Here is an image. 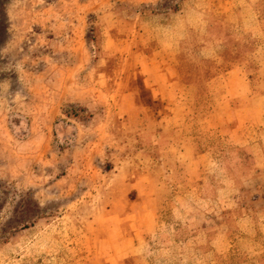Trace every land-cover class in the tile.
I'll use <instances>...</instances> for the list:
<instances>
[{"label":"rangeland","instance_id":"1","mask_svg":"<svg viewBox=\"0 0 264 264\" xmlns=\"http://www.w3.org/2000/svg\"><path fill=\"white\" fill-rule=\"evenodd\" d=\"M234 66L264 87V0H0V264H264Z\"/></svg>","mask_w":264,"mask_h":264},{"label":"crops","instance_id":"2","mask_svg":"<svg viewBox=\"0 0 264 264\" xmlns=\"http://www.w3.org/2000/svg\"><path fill=\"white\" fill-rule=\"evenodd\" d=\"M154 68V67H151ZM151 78L157 77V72H152L150 74ZM237 75L235 83H231L230 87H225L226 94L219 106H224L223 113L221 114V120L224 122H233L235 118V114L238 107H245L249 111H256V117L249 116L246 119L247 123L256 124L257 120L264 119V106L260 105L259 100L264 103V87L262 83L253 84L251 81V76L247 74L245 68L234 66L232 68L227 69L219 79L226 78L227 76ZM262 81V79H261ZM156 85L153 86L155 89H160V83L158 81H153ZM259 87V90L255 89ZM263 89V90H262ZM243 91V94L240 93ZM229 108V109H228ZM234 112V114H233ZM238 132V131H237Z\"/></svg>","mask_w":264,"mask_h":264}]
</instances>
